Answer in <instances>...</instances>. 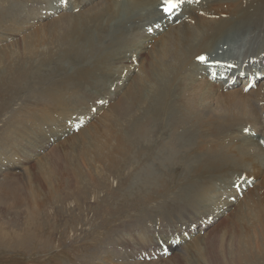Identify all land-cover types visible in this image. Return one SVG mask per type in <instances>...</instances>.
I'll list each match as a JSON object with an SVG mask.
<instances>
[{
	"label": "bare ground",
	"instance_id": "1",
	"mask_svg": "<svg viewBox=\"0 0 264 264\" xmlns=\"http://www.w3.org/2000/svg\"><path fill=\"white\" fill-rule=\"evenodd\" d=\"M1 1L6 2L10 6L20 0H0V5ZM31 1L43 2V0ZM58 1L53 2L54 5L51 7V17L55 15L56 18L54 17L55 19H53L52 17L53 21L49 24L52 27L49 28L48 36H46V32L44 33L45 35H42L43 30L37 31L33 29V31H36L35 33L33 32L34 35H31V38L29 37L30 43L36 44L39 42L42 45L46 42L56 41L60 45L58 40L63 39L65 43L73 45L75 51L78 52L90 49L87 44L88 40L91 36L96 37L95 34L98 32L99 38L105 40L106 50L112 49L111 53L117 51L121 53L108 57V59L116 60V64L112 65L114 73H116L115 76L118 73H122L124 76L122 81L123 90L127 88L124 91L125 96L121 100V104L117 105L119 107L118 110H120H117L118 120L112 119L113 122L110 123V126L119 127L114 131L115 135L113 136L114 141L111 145V151L114 152L115 163L118 162L119 165L122 163L123 166L132 165L133 170L129 169L131 171L126 183L123 186L121 185L125 187V196H128L129 199L135 198L134 202L131 201L134 204H131V206L136 204L142 206L144 202L150 203L154 200L162 199L165 201L163 204L167 207L166 210H170L173 206V210L177 211L184 206L185 214L182 215L183 213L180 212L177 217L188 219V226L196 225L201 218L213 216L214 222L207 227H210L209 230L207 231V228L200 230L201 232L197 233V236L189 241V245L198 249L200 253L196 257L199 264L205 261V264H264V207H262V203H264V151L257 144L258 137L262 138L264 136V125L261 120V116L264 113V81L249 92H243L241 88L232 90L234 87L229 90H223L222 85L206 80L203 67L196 62L199 57H203V54L206 57L215 53L218 42L230 30L240 31L244 35L246 25L256 26V23L261 18L260 14L264 8V0H200L198 3H193V0H191V2H185V4L191 6L186 9L189 13H186L184 17L180 16L182 19L179 23H167L159 26V28L152 27L165 22V17L158 7L160 0H105L102 5L100 4V8L94 10V7H91L95 11L88 15V19L90 16V18H94L92 24L84 22L86 19H82L80 17L81 14L77 12L76 14L70 12L72 16L66 14L56 16L58 12L65 11L64 13H68L80 5L82 7L92 3V0H67L64 7L60 6ZM0 18H2V14H0ZM123 19L125 20L121 23L122 28H120L122 30L113 31L111 29L112 23ZM67 20L72 27L69 28L64 22ZM136 20H138V24L135 23ZM96 23L99 24L97 28L94 26ZM28 24L26 23L22 28H27ZM32 24H34L33 21L30 23L31 27ZM14 25L11 27L14 28ZM6 26H9V24ZM41 27L44 28V26ZM146 27H148L147 30L152 31V35L145 33L144 28ZM18 28H21V26H18ZM129 29L130 31L128 32L127 30ZM163 32L164 34L159 40L152 37ZM107 33H114L112 40L105 38ZM251 36L259 42L255 46H251L241 52L240 54H243V56L235 58H241L242 64L246 65L250 62L249 59L256 57L255 60L258 61L260 67L264 70V55H259L264 50V37L260 38L258 34ZM28 43L27 39L22 49L26 50ZM123 44L128 47L125 53ZM146 45L148 47L151 45L149 50ZM240 45L237 48L238 51L240 50ZM131 48L133 50L130 56ZM100 50L94 54L97 57L96 61L103 59V54ZM247 51H250V53H247ZM127 53H129L128 57L126 56ZM0 61L2 62L1 58ZM199 62L201 61L199 60ZM129 64L130 69H134L133 72L136 70L139 72L136 76L134 75L135 77H128L124 71ZM6 65L4 62L0 68V90L2 91H6L9 87V82L5 79V75H11L12 78L18 75L16 67H13V72H10L9 66ZM118 66L119 68L117 69ZM96 70L98 71L99 69ZM98 73H101V70ZM248 74L250 76L260 75L258 71ZM89 76L90 74L86 71L81 79L84 80ZM83 80L82 82H84ZM110 85L111 83L106 88L109 93L105 97H112L117 93L118 89H116L114 84L112 86L113 92L110 94ZM60 91H65V94H67V87L61 85ZM60 96V92H55V94L48 92L46 96H39L42 98L41 103L47 99L52 109H58L56 115L50 113L46 117L42 112L41 115L39 114L40 116H36L33 112L31 114L28 113L31 109H27L28 112H23L25 107H22L16 113H12L10 118L7 119L9 121L7 124L18 123L17 125H21L25 122L33 125L34 123L45 122L48 126V120L54 122L55 125V121L59 120V118L67 120L64 114H60L62 111L60 109L64 105L72 106L73 104L68 98H60ZM107 101L100 98L96 103H105ZM100 107L102 105H99ZM53 112L55 113L56 111ZM78 116L81 115L79 114ZM83 117H86V115ZM63 126L65 128H59L60 132L57 134L53 135L55 131H48L47 142L55 141L53 136L59 139L65 135L63 133L66 131V124L64 123ZM186 126L189 127L185 128ZM247 126L254 131L256 138L242 135V130ZM9 127L6 135L1 134L0 137L6 139L11 136L13 139V135L16 138L25 135L29 140V146L32 147L30 139H33L32 137L34 136L33 129L13 128L10 130ZM108 128L111 129L110 127ZM67 131V133L72 132L70 127L67 128ZM104 138L99 140V146H102L106 141H104ZM208 138L211 144L210 146L208 145L209 148L206 147V144H208L206 139ZM234 140L236 141L234 142ZM12 141L15 143L14 139ZM39 141L40 145L37 146V150L43 144L42 137ZM21 146L22 144L20 146L12 144L11 146L9 145V148L11 150L15 148V152L20 151L19 155L21 156L24 154L21 153ZM6 151L7 149L0 152V154ZM32 152V155H35V151ZM49 155H53L50 157L51 161H53L57 157L55 149H51L40 161ZM98 156L95 160L99 164L107 160L102 156L101 152H99ZM1 157L5 158L2 155ZM79 159L82 160L80 157ZM14 163L15 160H11L4 165L0 163V170L3 167L10 169ZM64 170L61 168L59 176L66 171ZM242 174L246 175L247 178H254L252 186L248 187L246 185L247 190L244 192V196H246L248 201L246 209H244L240 200L236 199L235 206L219 202L221 205L229 207V212L219 216L218 219H216L218 214L212 211H209V214H205L204 217L193 215L194 208L201 206L203 202L207 203V207L210 206L212 204L211 198H213L215 193H220L219 196L223 198L226 196L235 197L234 192L231 190V185ZM58 178L61 179L62 177ZM70 182L68 180V185ZM11 187L14 188V185L12 184ZM256 188L258 189L257 195L254 192ZM63 190L64 188L58 184L53 195L59 196ZM2 191L4 189L0 186V193ZM9 192L12 194L10 197H12L11 203H14L12 204L14 207H19V204L26 203L30 207L29 210L33 212L32 208L35 206H30L26 198L23 199L14 190H9ZM40 194L42 195L43 193ZM111 195L113 196V194ZM122 200H125V198L122 197ZM30 203L32 202L30 201ZM170 203L173 205L169 206ZM6 206L8 207L7 204ZM238 208H240V211ZM235 211L239 212L232 216ZM150 215L152 214L145 216ZM163 216L162 214L160 217L162 218ZM171 219L173 220L174 217ZM150 222L152 223V221ZM154 223L156 224V222ZM227 224L228 226L226 227ZM222 227L225 231L221 234L220 230ZM143 228L146 231L147 227L144 226ZM187 242L185 240L182 244ZM182 244L173 250L176 261L186 260L190 256L191 248L188 249L190 252L184 250Z\"/></svg>",
	"mask_w": 264,
	"mask_h": 264
},
{
	"label": "rangeland",
	"instance_id": "2",
	"mask_svg": "<svg viewBox=\"0 0 264 264\" xmlns=\"http://www.w3.org/2000/svg\"><path fill=\"white\" fill-rule=\"evenodd\" d=\"M20 1L18 2L19 4L12 3L10 6L6 2L1 1L2 3L0 5V14H2V18H0V58L2 62L0 61V64L2 65V63L4 64L5 62L7 64L6 66H9L10 72H13V67H16L18 70V75L15 78H12L11 75H5V79L9 82V87L6 91L0 90V135H6L8 127L13 125L14 127H9L10 130L13 128H31L34 131V136L32 137L33 139H30L32 147L29 146V140L25 135L17 138L13 135L15 143H13L11 136L6 139L0 137V152L7 149L6 152L0 154V163L4 165L11 160L21 161L22 163L17 171H13L16 169L14 167H10V169H8L9 172L2 171L5 167L0 170V186L4 189V191L0 193V264H199L196 259V257L200 255L198 249L189 245V241L194 239L197 233L201 232L198 224H196L198 229L194 233L186 230L190 240H188V244H182V248L184 250L191 248L190 256L186 258V260L176 261L177 259H174L173 255L174 249L170 251V255L172 256L168 255L169 257L158 256L153 249V247L157 245L158 239H165L167 241L169 238L168 234L175 232L179 233L182 227H186L187 229L191 226L187 225L188 219H180L179 216L177 217L180 212L183 213L182 215L185 214L186 211H184V206L176 211L173 210V204L170 203L169 206H172V208L166 210L167 207L164 206L163 202L165 203V201L163 199L154 200L150 203L144 202L142 206L138 204L131 206V201L134 202L135 198L129 199L128 196H125V187L122 186L126 183V179L133 168L131 164L123 166L122 163L121 165H119L118 162L115 163L114 152L111 151V145L114 141L113 136L115 135L114 131L119 127L110 126V123L113 122L112 119L118 120V106L121 104V100L125 96L124 91L127 89L125 88L123 90L122 87V81L124 80L122 73H118L115 76L116 73H114L112 65L116 64V60H112V58L108 59L110 55H117L119 51L111 53L112 49L106 50V44H104L105 40L99 38L98 32L95 34L96 37L91 36L88 40L87 44L90 46V49H84L78 52L75 51L73 45L65 43L63 39L58 40L60 45L56 41L46 42L42 45H40L39 42L36 44L30 43L29 37L31 38V35H34L36 30H43L42 35L46 34V36H48L47 34L50 32L49 28L52 27L49 24L56 18L55 15V18L52 16V19L51 17V7L56 0H43V2L31 0ZM104 1L105 0H92V3L83 5L82 7L80 5L78 8L76 7L68 13H64L65 11L58 12L56 16H60L61 14L72 16L70 12L74 14L77 12L81 14L80 17L82 19H86L84 22L92 24L94 18H90V16L88 19V15L94 13L95 9L100 8ZM41 5L43 6L41 7ZM91 7H94V10L91 9ZM186 13L189 12L186 10L182 14V17H184ZM260 16L261 18L259 22L256 23V26H245L244 35L241 34L240 31L230 30L224 35L222 40L218 42L216 50L219 49L218 46H223L228 49L229 45L231 48H234V50H237L239 44H241L240 50L235 57L243 56V54H240L241 52L247 50V48L251 46H255L259 42L251 35L258 34L260 38L264 37V8L261 10ZM124 20L125 19L119 20V22L114 21L111 25V29L113 31L122 30L120 28H122L121 23H123ZM31 21L34 22L32 27L30 26ZM64 22L69 28L72 27L68 20ZM26 23H29L28 26H26L27 28H22ZM135 23L138 24V20H136ZM7 24H9V26H6ZM12 25H14V28L11 27ZM98 25L99 24L96 23L94 25L95 28H97ZM18 26H21V28H18ZM41 26H44V28ZM33 29L36 30L33 31ZM127 31L129 32L130 29ZM163 34L164 32L153 35L152 37L159 40ZM113 35L114 33H107L105 38L107 40H112ZM27 39L29 43L26 45L27 49L24 50L22 48L23 45L26 44ZM146 46L148 50L151 47V45L149 47L148 45ZM35 47L36 49L34 50ZM123 47L125 48V53L128 47L126 44H123ZM99 50L102 51L103 59L96 61L97 57L94 54L98 53ZM132 50L133 48L130 49V56ZM228 50L230 51V48ZM247 53H250V51H247ZM126 56L128 57L129 53H127ZM118 68L119 66L117 69ZM96 69L101 70V73H98L99 70L97 71ZM86 71L90 76L83 80L81 77ZM124 71L127 73L128 77L136 76V74L139 73L137 70L133 72L134 69H130V64ZM82 80L84 82H82ZM110 83V94L113 92L112 86L114 84L116 85V89H118L117 93L114 92L115 94L112 97H105L109 93L106 88ZM61 85L67 87V94H65V91H60ZM96 86L99 87L96 88ZM237 88L239 87H234L232 90ZM46 91L51 94L60 92V98L66 97L72 102V106L64 105V107L60 109L62 110L60 114H64L67 120L59 118V120L55 121L56 125L54 122L48 120V126L45 122L40 123L43 125L36 123L32 125L26 124L25 122L21 125H17L18 123L7 124L9 122L7 119L10 118L12 113H16V111L20 110L22 107H25L23 112H28L27 109H31L28 113L31 114L33 112L36 116H40L42 112L46 117H48L50 113L56 115L58 109H52L47 99L42 103L40 102L42 98L39 96H46L48 93ZM96 97L108 101L99 108L98 103H96L98 101ZM30 100L31 102H29ZM95 103L98 107L95 106ZM93 107L96 109L95 114L90 113V109ZM53 111L56 112L54 113ZM79 114L81 116H88L89 120L82 128L77 130L76 133H67V128L69 127L67 126V122L71 121L73 116H78ZM97 116L98 118H96ZM64 123L66 124V131L63 134L65 135L60 137V139H56V137L53 136V140H56V142L53 144H46L38 154L32 155V151H37L36 148L40 145L39 140H41V137L43 140V137H47L48 131L51 130L55 131L53 135L59 133V128H65L63 126ZM188 127L189 126H186L185 128ZM103 138L104 141H106L102 146H99V140ZM206 140V142H208L206 147L209 148L211 145L209 143V138ZM235 141L236 140H234V142ZM12 144H17V146L22 144L20 150L21 153L24 154L20 156V151L15 152V148L11 150L9 145L11 146ZM51 149H55L57 157L51 161L50 157L53 155H49L40 161ZM99 152L107 159L100 164L95 160V158L99 157ZM1 155L5 158H2ZM79 157L82 158V160L79 159ZM61 168L68 172L64 170L65 172H61L63 174L59 176ZM70 169L72 170L70 171ZM58 177L62 178L60 179ZM68 180L71 181L69 185ZM12 184L14 188L11 187ZM58 184H60L64 190L59 196H56L53 195V193L56 192ZM9 190H14L19 193L20 197L28 200L30 206H35L32 208L33 212L29 210L30 207L26 205V203L19 204V207H14L12 205L14 203H11L12 197L10 196L12 194ZM257 190V188L254 189L255 195H257ZM7 193L9 194L7 195ZM40 193L43 194L41 195ZM23 194L27 196L24 197L25 195L23 196ZM111 194H113V196ZM219 195L220 193L213 194V198H211L212 204L210 206L207 207V203L203 202L201 206L195 207L193 215L204 217L205 214H209V211H212L218 214L216 215V219H218L219 216L228 213L229 207L221 205L220 203L233 206L236 204L228 201L230 196L223 198ZM243 196L239 200L244 209H246L248 201L246 196ZM122 197H124L125 200H122ZM30 201L33 204L30 203ZM262 204L264 205V203ZM263 205L262 207H264ZM238 210L240 211V208H238ZM239 211H235L232 216H235ZM161 213L165 216L162 217L163 219L160 217L162 215ZM147 214L152 215L145 216ZM172 217H174L173 220L171 219ZM155 218L157 219L155 220ZM166 218L167 220H165ZM150 221H152V223ZM154 222H156V224ZM144 226L147 227L146 231L143 228ZM227 226L228 224L226 227ZM156 227L157 231L155 230ZM209 228L206 230L208 231ZM224 231L222 227L220 233L222 234ZM155 235H157V238ZM150 253L154 255V257L149 261H145V259H147L145 256L148 254L150 255ZM205 262L202 264H205Z\"/></svg>",
	"mask_w": 264,
	"mask_h": 264
},
{
	"label": "snow or ice",
	"instance_id": "3",
	"mask_svg": "<svg viewBox=\"0 0 264 264\" xmlns=\"http://www.w3.org/2000/svg\"><path fill=\"white\" fill-rule=\"evenodd\" d=\"M62 2L66 3L67 0H62ZM185 2L186 0H160L158 7L165 16H172ZM187 2H191V0H187ZM196 2H199V0H196ZM199 60L203 63L205 57H199Z\"/></svg>",
	"mask_w": 264,
	"mask_h": 264
},
{
	"label": "built area",
	"instance_id": "4",
	"mask_svg": "<svg viewBox=\"0 0 264 264\" xmlns=\"http://www.w3.org/2000/svg\"><path fill=\"white\" fill-rule=\"evenodd\" d=\"M47 131V130H46ZM49 135H47V137H48ZM47 137H43V141H42V145H41V147L37 150V151H35V154H38V152L46 145V144H53L54 142H56V140L55 141H53V142H47ZM58 139V138H57ZM60 139V138H59ZM44 153V152H43ZM23 163H24V161H23ZM20 165H22V163H21V161H15V163H14V168H16V169H14L13 171H17L19 168H20ZM2 171H8L9 172V170L5 167Z\"/></svg>",
	"mask_w": 264,
	"mask_h": 264
}]
</instances>
